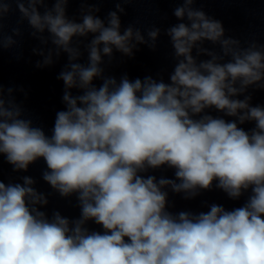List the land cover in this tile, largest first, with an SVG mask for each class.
<instances>
[{
	"label": "clouds",
	"instance_id": "clouds-1",
	"mask_svg": "<svg viewBox=\"0 0 264 264\" xmlns=\"http://www.w3.org/2000/svg\"><path fill=\"white\" fill-rule=\"evenodd\" d=\"M74 2L0 0V57L25 21L30 37L51 44L47 54L33 49L43 56L37 68L67 55L57 77L64 107L50 129L0 79V264H264V103H252L264 92V44L226 35L223 21L195 7L200 0H170L177 22L163 30L174 61L167 79L117 78L104 57L111 65L114 50L156 51L162 29L122 25L136 0H107L115 7L103 18L105 0H78L79 18L68 15ZM40 161L42 179L75 197L78 216L49 215L50 193L32 176L2 178L4 163L26 173ZM213 187L244 202L172 210L170 192L189 200Z\"/></svg>",
	"mask_w": 264,
	"mask_h": 264
}]
</instances>
